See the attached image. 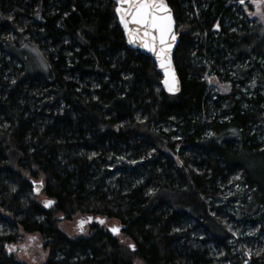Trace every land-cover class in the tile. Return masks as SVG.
<instances>
[{"label": "trees", "instance_id": "obj_1", "mask_svg": "<svg viewBox=\"0 0 264 264\" xmlns=\"http://www.w3.org/2000/svg\"><path fill=\"white\" fill-rule=\"evenodd\" d=\"M166 1L174 94L127 47L112 0H0V264H27L6 247L19 227L45 240L41 264H264V30L238 0ZM76 213L118 222L129 243L95 221L68 236L58 220ZM226 214L263 233L250 255L231 249Z\"/></svg>", "mask_w": 264, "mask_h": 264}, {"label": "rangeland", "instance_id": "obj_2", "mask_svg": "<svg viewBox=\"0 0 264 264\" xmlns=\"http://www.w3.org/2000/svg\"><path fill=\"white\" fill-rule=\"evenodd\" d=\"M240 5V4H239ZM245 7H247L248 11H245ZM264 10V9H262ZM256 8L253 4L247 3L245 6L240 5L239 9H237V15L240 19H245L248 26H254L259 28L260 30H264V23H262L259 19V16L249 15V12H255ZM251 22V23H250ZM27 49V47H25ZM28 56V68L31 71L38 70L41 65L38 64V59L35 53H29ZM229 73L233 75V77L238 78L237 75L234 74V70H230ZM205 79L207 80V85L213 92L218 93H229L231 91L230 82L226 80H222L220 77L214 74H206ZM211 81V82H209ZM244 90V89H243ZM235 178V177H234ZM41 177L35 178L34 180H41ZM232 181L229 180L226 183L221 184V189L223 190V197L221 200L217 199V203H221L224 205L225 213L231 211V206H235L236 202H232L229 197L232 195V190L237 189L239 187L238 184H232ZM44 195L40 193L37 198L43 197ZM0 212L3 210L0 208ZM222 217L224 223L227 226L228 231L231 233V238L228 239L230 243L231 249L239 251V253L245 254L250 253L253 248L257 245V240L263 239V233L258 231V227L256 225L250 224L248 222H238L233 220L230 216ZM86 218L85 214L76 213L70 219L60 218L58 220V227L64 231L68 236H78V235H88L91 232V224L85 223L83 231H81L77 227V223L80 220H84ZM118 222L105 220L103 223L104 228L109 229L112 227H116ZM19 238L18 240L9 245L16 249V251L12 252L13 256L22 262L27 264H41L46 257V247L44 245L45 240L41 237L38 232H24L20 227L18 228ZM235 233V235H233ZM252 233V234H250ZM116 236L120 239L122 243H129V238L121 234L119 232ZM30 237H35V240H31ZM211 251L217 252L218 250L213 247L211 241H208V248ZM136 264H144L140 259H135Z\"/></svg>", "mask_w": 264, "mask_h": 264}, {"label": "snow or ice", "instance_id": "obj_3", "mask_svg": "<svg viewBox=\"0 0 264 264\" xmlns=\"http://www.w3.org/2000/svg\"><path fill=\"white\" fill-rule=\"evenodd\" d=\"M246 2L253 4L256 8V11L249 12V15L259 16L260 21L264 23V10H262L264 9V0H238L242 6H245ZM115 5V13L119 18L120 25L124 28L125 35L128 37V43H139L140 47L151 52L155 56L158 66L164 72L163 84L165 88L169 92L179 91L170 58L176 33L173 31L174 21L165 0H115ZM245 11H248L247 7H245ZM52 203V201H46L45 207H49ZM91 219L89 217L87 221H78L77 227L83 231L85 223L90 222ZM99 223L103 224L104 221L100 220ZM110 231L113 234H118L120 229L112 227ZM30 239L35 240L36 238L30 237ZM6 247L10 253L16 251L11 246L6 245ZM128 247L135 250L133 244H128ZM246 254L250 255V253Z\"/></svg>", "mask_w": 264, "mask_h": 264}, {"label": "water", "instance_id": "obj_4", "mask_svg": "<svg viewBox=\"0 0 264 264\" xmlns=\"http://www.w3.org/2000/svg\"><path fill=\"white\" fill-rule=\"evenodd\" d=\"M112 1H113L114 4H115V0H112ZM165 3L167 4L168 8L170 9V12H171V15H172V18H173V21H174V28H173V31L176 33V21H175V19H174L173 11H172L171 7L169 6V4L167 3L166 0H165ZM115 7H116V5H115ZM115 7H114V14H115V16H116L117 23H118L119 27L121 28V30H122V32H123V36H124V38H125V43H126L127 47L130 48V49H136V50H139L140 52L144 53L145 55L150 56L151 59H152V60L154 61V63H155V66H156L157 71H158V72L160 73V75H161V85H162V87L164 88V90H165L167 93H170V94L177 93L178 91H175V92H169V91L165 88V86H164V84H163V80H164V78H165V77H164V72H163V70L160 69V67L158 66V63H157V61H156L155 56H154L151 52H148V51L145 50L144 48L140 47V46H139V43H135V44H129V43H128V37L125 35L124 28H123V26L120 25L119 18H118V16H117L116 13H115ZM177 42H178V35H177V33H176V40H175V42L173 43V46H172V49H171V52H170V58H171V61H172V69H173V71H174V73H175V77H176V80H177V82H178V87H179V89H180V80H179V77H178V74H177V72H176L174 62H173V52H174V49H175V47H176ZM31 185H32V191H33V193H36V194H37V193L40 192L41 188L43 187V182H42L41 180H32V181H31ZM46 201H52V202H53L52 199H45V200L43 201V206H44V207H45V202H46ZM51 205H52V204H51ZM45 208H47V207H45ZM89 217H91L92 219H91V221L88 222V223H91L92 221H95V222H97V223H99L100 220H103V221H104V217H100V216H94V217H93V216H91V215H87L86 218H85L84 220L87 221ZM99 224H101V223H99ZM116 227H118V226H116ZM118 228H119V227H118ZM110 229H111V228H109L108 230L110 231ZM119 229H120V228H119ZM110 232H111V231H110ZM111 233H112V232H111ZM112 234H113V233H112Z\"/></svg>", "mask_w": 264, "mask_h": 264}]
</instances>
